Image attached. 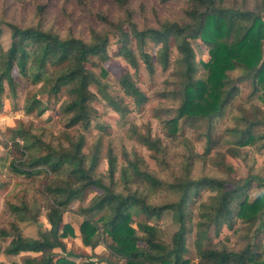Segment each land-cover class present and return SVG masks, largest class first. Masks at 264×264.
Masks as SVG:
<instances>
[{
    "label": "trees",
    "instance_id": "trees-1",
    "mask_svg": "<svg viewBox=\"0 0 264 264\" xmlns=\"http://www.w3.org/2000/svg\"><path fill=\"white\" fill-rule=\"evenodd\" d=\"M185 1L184 15L178 22L156 27L135 19L129 0H114L125 14L116 20L93 10L85 0H78L84 10L106 25L102 30L91 29L88 36L71 32L63 37L52 29H44L42 24L22 26L8 22L12 42L7 50L0 47V107L3 105L4 82L11 97L15 98L21 87L20 78H27L33 83L42 82L40 92L47 95L57 96L66 89L68 98L61 105L62 117L70 125L81 122L88 128L94 117L87 101L96 98L89 86L95 83L99 84L108 105L125 118L133 109L122 97L103 88L86 64L92 56L105 57L112 34L121 45V55L133 68L139 66L138 50L153 72L145 38L150 37L163 46L161 63L165 68L172 36L179 53L178 66L166 80L163 95L174 100L177 113L162 120L167 135L173 138L177 135L181 119L191 126L205 121V131L200 134L207 142L205 153L215 148L220 137V141H224L221 144L234 146L236 157L245 159L248 154L242 153V149L264 138V133H254V127L261 123L256 108L251 117L247 108L234 102L240 94L241 83L247 80L252 85L251 97H259L264 104V0L254 7L238 5L237 0ZM46 4L40 7L42 16ZM126 24L130 29H126ZM193 39H200L209 48V59L201 61L205 69L203 75H199L200 63L196 61ZM15 70L20 78L14 75ZM119 81L126 95L133 98L135 105L141 106L146 96L130 71H123ZM40 102L37 94L33 95L25 110L30 112L39 107L38 114L43 115L48 109L41 107ZM226 115L229 123L223 127L219 122ZM10 141L4 157L9 160V170L33 179L43 173L47 179L38 190L44 196V204L39 203L36 196L28 198L25 195L18 202L6 198L11 213L7 222L0 226V236L6 242L3 252L8 255L37 254H25L21 262L11 264H76L70 257L81 255L69 251L64 241L75 235L73 225L65 216L71 211V203L82 197L87 188H96L98 193L88 205L74 211L83 218L79 236L83 245L94 252L91 257L106 264H191L184 255L187 234L194 228L198 255L195 264H264V246L256 247L247 234L264 233V177L258 173L251 171L246 177H240L232 165L224 163L227 168L222 175H194L193 167L199 157L186 145L181 171L174 174L173 179L162 178L137 153L124 151L125 163L120 167L121 183H118L115 179L116 157L109 153L107 173L97 172L99 144L86 153L83 150L84 135L69 138V144L65 146L60 140L51 139L45 129L20 126ZM141 141L150 150L157 166L168 170L169 152L162 139L149 129L141 135ZM254 180L259 181L258 186L263 190L249 200L248 191ZM157 191L169 194L170 198L152 201L150 197ZM204 192H208V196L202 199ZM194 204H198L195 226ZM166 211L172 212L176 226L170 241L160 237L156 227L151 225V222L157 224ZM42 214L51 227L40 230L38 237L24 235L22 224L40 223ZM236 219L242 222L238 232H247L239 233L235 245L227 243L230 237L204 244L203 239L209 236L212 228L219 237L224 226L231 230L236 228ZM99 245H103L109 255H99Z\"/></svg>",
    "mask_w": 264,
    "mask_h": 264
},
{
    "label": "rangeland",
    "instance_id": "rangeland-1",
    "mask_svg": "<svg viewBox=\"0 0 264 264\" xmlns=\"http://www.w3.org/2000/svg\"><path fill=\"white\" fill-rule=\"evenodd\" d=\"M85 1L93 10L106 13L115 20L125 17L124 12L114 0ZM261 1L237 0V4H247L249 7H254ZM43 4H46V11L42 16L40 7ZM128 4L133 9L134 18L139 23L146 22L149 25L159 27L178 22L184 15L186 1L169 0L162 3L159 0H129ZM0 22L2 29L0 47L4 50H7L12 42V31L8 26V22H14L22 26L42 24L41 26L44 29H52L63 37L70 35L71 32L76 35L83 33L88 36L91 29L102 30L106 27L96 16L84 10L79 5L78 0H0ZM125 27L130 29L128 24ZM191 42L195 50L196 61L200 63L199 75H203L205 69L201 61L209 59V48L200 39H193ZM145 44V49L151 56L153 72L150 70V64L140 56L138 50L139 66L137 69L133 68L121 55V45L117 37L112 34L110 35L105 57L92 56L90 58L86 66L96 74L102 83V87L113 95L122 97L125 103L133 110L125 118H121L104 100L99 90V84L93 83L89 86V89L96 95V98L92 101H87V105L93 112L94 120L90 122L88 128H85L81 122L70 125L62 117L60 113L61 105L68 98L66 89H63L57 96L47 95L40 92L42 82L33 83L27 78H20L18 71L15 70L14 75L20 78L21 87L18 90L17 97L12 98L8 85L4 82L3 105L0 107V226L7 222L11 213L6 198L12 202H18L25 195L28 198L36 196L39 203L44 204L45 202L44 196L39 191L47 180L46 176L42 173L38 175V178L33 179V177L15 175L9 170V160L4 158L11 143V136L20 126L45 129L51 139L60 140L65 146L69 144V138L76 139L79 138V135H84L86 142L83 150L86 153L91 152L99 144L100 160L96 168L97 172L107 173L109 153L116 157L118 168L115 179L118 183H121L120 167L125 163L124 151L137 153L142 157L143 161L157 170L162 178L173 179V175L181 171L187 146L191 147L193 153L199 157L193 167L194 175L202 173L222 175L226 170L225 167L227 168L226 165L230 164L234 167L235 174L240 177H246L251 171L264 177V138L259 139L254 145L244 147L242 153H247L248 155L245 159H242L236 157L234 146L221 144L224 141H220V137L218 138L219 142L215 144V148L209 153H205L207 142L205 137L200 135L205 131V121L201 125L191 126L185 119H181L177 135L174 138L167 135V130L163 126L162 120L174 117L177 112L174 100L164 96L163 93L166 90V80L177 71L179 53L174 37L170 36L169 60L164 68L161 63V56L164 52L163 46L153 42L150 37L145 38ZM123 71H130L133 79L145 94L146 98L141 106L135 105L133 98L126 95L121 87L119 80ZM251 91V83L247 80L242 82L240 94L234 103L247 108L251 117L253 108H256L257 118L261 123L254 127V133L262 134L264 133V104L259 97H251ZM36 94L41 99V107H47L48 109L43 115L38 114L39 107L30 112L25 110L27 103L31 101V97ZM226 116L221 119L219 125L225 127L229 123L228 116ZM149 129L154 136L162 139L169 152L167 159L170 167L168 170H161L157 166V163L151 157L150 150L141 141V135L147 133ZM258 183V180H254L252 183L248 191L249 200L254 199L263 190V188L258 186ZM97 193L98 190L96 188H87L82 197L71 203V211L65 216L66 221L71 223L75 229V235L65 238L67 248L69 251L81 255L79 258L70 257L76 264H81L84 261H91L93 262L92 264H106L101 259L98 260L96 257H91L94 253L92 249L85 247L79 241V224L83 218L74 212L79 207L88 205L91 198ZM207 196L208 192H204L202 199ZM169 198V194L160 191L155 192L150 197L154 202H161ZM193 207V225L195 226L198 219V204H194ZM44 215H41L40 223H23L24 235L36 237L40 230L46 229L47 220ZM136 225V222H134L135 227ZM151 225L156 227L160 237L168 241L171 240L176 230L171 211H166L157 224L151 222ZM241 225L240 219H236V230H231L228 226H224L219 237L215 235L212 228L209 236L203 239L204 244L215 243L220 239L225 241L230 237L227 243L231 246L235 245L239 240V233L247 232L246 230L238 232V228ZM247 234L250 236L249 241L256 247L261 248L264 246V233L258 232L254 234L253 232H248ZM195 239L196 230L194 228L192 232L187 234V252L184 255L191 261V264H195L198 260ZM0 245L3 247L6 245L1 236ZM97 252L99 255H109L103 245L98 246ZM22 258L23 255L21 254L16 258L19 261H13L11 256L0 255V263L20 262Z\"/></svg>",
    "mask_w": 264,
    "mask_h": 264
},
{
    "label": "crops",
    "instance_id": "crops-1",
    "mask_svg": "<svg viewBox=\"0 0 264 264\" xmlns=\"http://www.w3.org/2000/svg\"><path fill=\"white\" fill-rule=\"evenodd\" d=\"M45 216V215H44ZM41 218V217H40ZM66 219V218H65ZM47 220V219H46ZM51 227V225L49 224V222H48V220H47V227H46V229H44L43 231H45V230H48L49 228ZM39 234V233H38ZM27 236V235H26ZM30 237H33V236H30ZM36 237H38V235L36 236ZM64 241H65V239H64ZM79 241L80 242H82L81 241V239L79 238ZM5 242V241H4ZM5 246V245H4ZM86 247V246H85ZM3 249H4V247L2 246V251L0 252V255H8V254H6V253H4L3 252ZM97 250H98V248H97ZM22 255H25V254H30V255H37V254H35V253H33V252H26V253H21ZM21 254H18V255H21ZM18 255H8V256H11V258H12V260L13 261H16L17 259V256ZM17 261H19V260H17ZM21 262V261H20ZM12 263V261L10 262V264Z\"/></svg>",
    "mask_w": 264,
    "mask_h": 264
}]
</instances>
